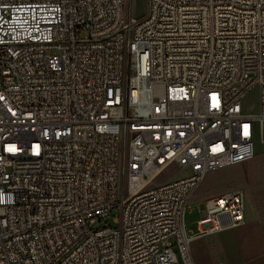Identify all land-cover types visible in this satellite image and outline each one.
Here are the masks:
<instances>
[{
    "label": "built area",
    "instance_id": "obj_1",
    "mask_svg": "<svg viewBox=\"0 0 264 264\" xmlns=\"http://www.w3.org/2000/svg\"><path fill=\"white\" fill-rule=\"evenodd\" d=\"M263 126L264 0H0V264H196L246 192L192 234L194 192Z\"/></svg>",
    "mask_w": 264,
    "mask_h": 264
},
{
    "label": "crops",
    "instance_id": "obj_2",
    "mask_svg": "<svg viewBox=\"0 0 264 264\" xmlns=\"http://www.w3.org/2000/svg\"><path fill=\"white\" fill-rule=\"evenodd\" d=\"M259 132L260 136L255 139L256 155L252 160L231 165L237 169L223 173L221 177H214V173L223 168L211 171L206 176L229 183V188L217 191V194L238 188L245 190V223L194 238L191 250L196 264H264V126ZM205 195L206 200L212 196V190L207 189ZM192 209L188 211L192 212ZM187 230L192 234L197 232Z\"/></svg>",
    "mask_w": 264,
    "mask_h": 264
},
{
    "label": "rangeland",
    "instance_id": "obj_3",
    "mask_svg": "<svg viewBox=\"0 0 264 264\" xmlns=\"http://www.w3.org/2000/svg\"><path fill=\"white\" fill-rule=\"evenodd\" d=\"M133 1V0H132ZM259 88L255 87L253 88L244 98V106L248 111H252V112H257L258 111V106H259ZM260 136V132L257 129L256 132V136L255 139L257 140L258 137ZM123 151V144L121 145V153ZM236 166H228L226 168H223V170H218L216 171L214 174V177H217L219 175V177H221V175L223 173H227V172H231L236 170ZM176 168H170L168 170H166L160 177L159 180H165L168 177L171 176V174H173L175 172ZM206 178V177H205ZM229 183H226L225 181L222 180H218L215 178L212 179L211 178H206L203 180V182L201 183V185L199 186V188L194 192V195L192 197V199L194 197H196V200H191V208L192 212H187L186 214V225H187V229H193L194 231H197V220L199 219V217L201 216V210L202 207L204 205V200H205V192L207 189H211L212 190V196L214 194H217V191L221 190H225L227 188H229ZM120 187H121V181H120ZM196 195V196H195ZM117 213V210H113L112 215L109 217V221L110 223H113V215H115Z\"/></svg>",
    "mask_w": 264,
    "mask_h": 264
},
{
    "label": "water",
    "instance_id": "obj_4",
    "mask_svg": "<svg viewBox=\"0 0 264 264\" xmlns=\"http://www.w3.org/2000/svg\"><path fill=\"white\" fill-rule=\"evenodd\" d=\"M134 2V14L137 17L142 16L145 13V0H133Z\"/></svg>",
    "mask_w": 264,
    "mask_h": 264
}]
</instances>
